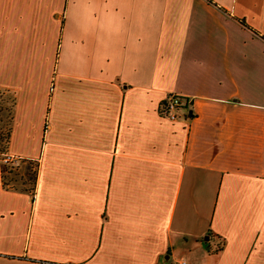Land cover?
I'll use <instances>...</instances> for the list:
<instances>
[{
	"label": "crops",
	"instance_id": "obj_1",
	"mask_svg": "<svg viewBox=\"0 0 264 264\" xmlns=\"http://www.w3.org/2000/svg\"><path fill=\"white\" fill-rule=\"evenodd\" d=\"M0 89V264H264V0H0Z\"/></svg>",
	"mask_w": 264,
	"mask_h": 264
},
{
	"label": "rangeland",
	"instance_id": "obj_2",
	"mask_svg": "<svg viewBox=\"0 0 264 264\" xmlns=\"http://www.w3.org/2000/svg\"><path fill=\"white\" fill-rule=\"evenodd\" d=\"M13 100L14 96L11 92L0 94V161L9 170H11V168H13V170L18 168V170L21 171L26 180L27 177L25 176V174L29 173L32 170H35L37 164L21 162L19 166L13 167L11 164L4 162V159L7 156V135L11 127ZM8 176L10 178L13 177V175L10 174Z\"/></svg>",
	"mask_w": 264,
	"mask_h": 264
},
{
	"label": "trees",
	"instance_id": "obj_3",
	"mask_svg": "<svg viewBox=\"0 0 264 264\" xmlns=\"http://www.w3.org/2000/svg\"><path fill=\"white\" fill-rule=\"evenodd\" d=\"M5 92H9V91H5V90L0 89V94L5 93ZM184 100L186 101V103H185V106L183 108H187L189 105L188 99L184 98ZM14 104H15V99L13 100V111H14ZM187 117L189 119V118H191V115H189V116L187 115L186 118ZM12 118H13V112H12ZM10 131H11V127H10L9 133L7 135V151H8V145H9V140H10ZM23 162L35 163V164H37L36 165L37 167L35 168V170H32L29 173L25 174V176L27 177V179L25 180L24 175L21 173V171L18 170V168L15 170H13V168H11V170H9L5 165H3L2 177H3L4 186H5V188H7L9 190L35 194L36 189H37L38 176H39V164L37 162H33V161H23ZM9 174L13 175V177L10 178L8 176Z\"/></svg>",
	"mask_w": 264,
	"mask_h": 264
},
{
	"label": "built area",
	"instance_id": "obj_4",
	"mask_svg": "<svg viewBox=\"0 0 264 264\" xmlns=\"http://www.w3.org/2000/svg\"><path fill=\"white\" fill-rule=\"evenodd\" d=\"M185 103L186 101L181 96H170L161 103L160 113L163 117H167L171 120H178L182 117L179 112L185 109L183 108L185 106ZM188 103L190 105L191 101H188ZM187 115L189 116L190 114L184 115L183 118L187 119ZM4 162L11 164L13 167L19 166L21 163L20 160L14 159L10 156H6ZM175 264H187V262L185 260H180Z\"/></svg>",
	"mask_w": 264,
	"mask_h": 264
}]
</instances>
